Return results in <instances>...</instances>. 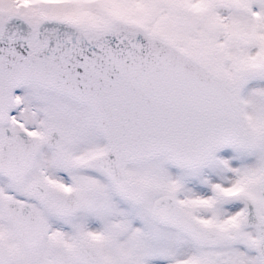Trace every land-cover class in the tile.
Wrapping results in <instances>:
<instances>
[{
	"label": "snow or ice",
	"instance_id": "obj_1",
	"mask_svg": "<svg viewBox=\"0 0 264 264\" xmlns=\"http://www.w3.org/2000/svg\"><path fill=\"white\" fill-rule=\"evenodd\" d=\"M0 264H264V0H0Z\"/></svg>",
	"mask_w": 264,
	"mask_h": 264
}]
</instances>
